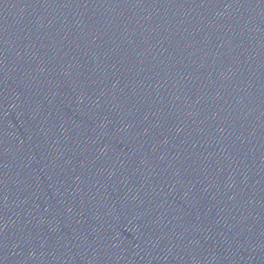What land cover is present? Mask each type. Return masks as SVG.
Wrapping results in <instances>:
<instances>
[{
    "label": "water",
    "instance_id": "obj_1",
    "mask_svg": "<svg viewBox=\"0 0 264 264\" xmlns=\"http://www.w3.org/2000/svg\"><path fill=\"white\" fill-rule=\"evenodd\" d=\"M0 264H264V0H0Z\"/></svg>",
    "mask_w": 264,
    "mask_h": 264
}]
</instances>
